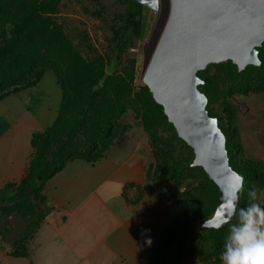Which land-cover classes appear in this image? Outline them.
<instances>
[{"label":"trees","instance_id":"trees-1","mask_svg":"<svg viewBox=\"0 0 264 264\" xmlns=\"http://www.w3.org/2000/svg\"><path fill=\"white\" fill-rule=\"evenodd\" d=\"M117 1L125 9L115 17L116 24L112 25L109 52L87 59L53 17L61 0H0V100L21 91L23 88H19V84L37 68L52 69L61 90L54 121L44 131L34 132L31 136L34 152L28 174L19 182H8L0 189V217L17 213L23 221L20 234L12 242L14 255H25V242L50 210L43 195L48 179L72 160L83 159L95 163L104 157L115 135L117 117L129 107L137 108L148 129L168 127L173 131L171 138L190 149L177 136L148 87L135 85V58L123 60L132 38L140 35L144 6L135 0ZM263 47L264 43L257 47L261 60L258 66L247 65L239 71L235 64L227 60L211 63L197 72L202 80L198 89L207 97L206 110L210 116L218 118V126L225 135L229 164L244 177L240 207L246 206L249 189L257 190L256 202L264 195V165L238 155L242 146L236 139L234 110L228 97L250 90L247 79L249 71L256 72L264 85ZM210 67L215 69L212 75L208 73ZM218 79L224 84L220 91ZM216 100H219L221 115L213 112L211 105ZM165 143L166 138L156 137L158 147L162 148ZM192 159L179 153L164 160L168 163L164 170L165 182H172L178 187L188 169H202L191 166ZM155 160L152 180L162 164L158 155H155ZM202 171L201 181L197 185H189L184 194L175 199L179 213L166 226L158 245L151 249L147 264H181L192 255L198 256L203 264H221L219 254L228 235L229 224L219 231L203 229L205 234L193 236L183 250H170L171 243L185 227L196 221L202 230L203 221L216 208L218 188ZM157 184H130L124 187L123 195L135 203L139 197L130 198L129 191L135 194L144 186L154 191ZM231 222L235 223L236 218ZM1 234L4 233L0 231ZM204 238L208 242L206 249L203 246Z\"/></svg>","mask_w":264,"mask_h":264},{"label":"crops","instance_id":"crops-1","mask_svg":"<svg viewBox=\"0 0 264 264\" xmlns=\"http://www.w3.org/2000/svg\"><path fill=\"white\" fill-rule=\"evenodd\" d=\"M37 93L15 92L0 100V189L28 174L31 136L48 128L58 113L61 92ZM155 168L154 154L140 140L95 163L70 161L44 185L50 210L25 242L24 256L13 254L19 234L9 222L16 214L0 217L5 230L0 264H147L179 205L166 197L169 183L135 203L123 191L130 184H149ZM257 202L264 204V195ZM181 264L203 263L192 255Z\"/></svg>","mask_w":264,"mask_h":264},{"label":"water","instance_id":"water-1","mask_svg":"<svg viewBox=\"0 0 264 264\" xmlns=\"http://www.w3.org/2000/svg\"><path fill=\"white\" fill-rule=\"evenodd\" d=\"M160 10L159 0H135ZM154 36L144 46L141 80L162 106L177 136L193 152L218 188L213 214L222 216L238 172L229 164L226 140L217 119L206 110L197 72L230 60L239 71L258 66L264 43V0H163Z\"/></svg>","mask_w":264,"mask_h":264},{"label":"rangeland","instance_id":"rangeland-1","mask_svg":"<svg viewBox=\"0 0 264 264\" xmlns=\"http://www.w3.org/2000/svg\"><path fill=\"white\" fill-rule=\"evenodd\" d=\"M159 1L160 10L148 7L143 8L140 35L132 38L127 54L123 56V60L129 57H134L136 60V86L144 85L140 77L144 46L150 42L156 29H158L162 14L161 9H163V0ZM124 9L125 6L121 5L117 0H61L59 9L53 17L62 26L82 55L87 59H91L99 54L109 52L112 25L116 24L115 17L121 14ZM208 73L210 75L214 74L215 69L210 67ZM247 79L250 84V90L247 93H234L228 97V101L234 110L237 129L236 139L242 146L238 155L260 161L264 165V85L254 71H249ZM217 83L220 91L224 84L219 79ZM33 84L35 85L32 86ZM19 88L23 89L18 92H38V95L40 92H61L56 82V75L50 68L35 69L27 79L19 84ZM218 102L219 100H216L211 106L214 113L221 115ZM215 118L218 123V118ZM172 134L173 131L168 127H162L157 130L148 129L144 125L137 108L129 107L117 117L115 135L106 150V154L118 148L129 149L130 146L140 140L141 143L150 149L154 156L158 155L162 161L161 166H158L153 180L151 179L149 184L157 182L158 188L160 185L169 183L170 188L166 193V197L177 199L180 194H184L189 185H197L201 181L203 171L200 168L188 169L184 174L182 183L178 187L172 182H165L164 170L168 163L164 160L179 153L193 158L192 149L184 148L178 140L171 138ZM157 136L166 138L167 143L162 148L156 144ZM152 193V188L149 190L147 186H144L139 191H135V194L129 191L128 196L134 199L138 197L142 199L145 195ZM13 214H16L17 220L9 222L11 229L20 234L23 221L17 213ZM0 231H5L2 226H0ZM198 233L204 235L205 231L203 229L200 230V224L194 221L191 225L185 227L174 239L170 245V250L175 248L183 250L190 244L191 238ZM203 246L205 249L208 246L205 238L203 239Z\"/></svg>","mask_w":264,"mask_h":264},{"label":"clouds","instance_id":"clouds-1","mask_svg":"<svg viewBox=\"0 0 264 264\" xmlns=\"http://www.w3.org/2000/svg\"><path fill=\"white\" fill-rule=\"evenodd\" d=\"M238 185L227 199V211L222 216L205 219L202 229L219 231L229 224L222 251L219 254L221 264H264V204L256 202L257 190H248V202L240 207V194L244 191V177L237 175ZM236 222L232 223V219ZM151 239L146 243L151 244Z\"/></svg>","mask_w":264,"mask_h":264},{"label":"snow or ice","instance_id":"snow-or-ice-1","mask_svg":"<svg viewBox=\"0 0 264 264\" xmlns=\"http://www.w3.org/2000/svg\"><path fill=\"white\" fill-rule=\"evenodd\" d=\"M238 181H239V178L236 177V182H235L233 188L236 187V186L238 185ZM217 216H220V213H217Z\"/></svg>","mask_w":264,"mask_h":264}]
</instances>
